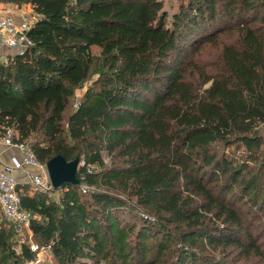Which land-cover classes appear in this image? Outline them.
<instances>
[{
	"label": "trees",
	"instance_id": "trees-1",
	"mask_svg": "<svg viewBox=\"0 0 264 264\" xmlns=\"http://www.w3.org/2000/svg\"><path fill=\"white\" fill-rule=\"evenodd\" d=\"M5 1L37 19L32 45L0 63V130L44 165L86 164L79 184L17 186L39 250L54 264H233L209 251L231 247L264 260L247 224L264 212V0H183L171 14L164 0ZM2 218L0 264H44Z\"/></svg>",
	"mask_w": 264,
	"mask_h": 264
},
{
	"label": "built area",
	"instance_id": "built-area-1",
	"mask_svg": "<svg viewBox=\"0 0 264 264\" xmlns=\"http://www.w3.org/2000/svg\"><path fill=\"white\" fill-rule=\"evenodd\" d=\"M32 23L29 21L16 22L10 15H7L0 4V41L2 44L16 48L23 52L32 45L29 38V31ZM5 60L0 59V63ZM14 132L7 129L4 134L5 143L20 148L24 153L23 159L14 158L10 164H6L0 169V206L6 219L12 222L20 230L22 227L29 228L31 214L22 207L21 196L17 190L18 182L15 172L23 168H33L35 171L28 173V183L35 191H52L46 165L40 163L28 144L13 141ZM48 248V247H47ZM34 251L39 250L37 245H32Z\"/></svg>",
	"mask_w": 264,
	"mask_h": 264
},
{
	"label": "rangeland",
	"instance_id": "rangeland-1",
	"mask_svg": "<svg viewBox=\"0 0 264 264\" xmlns=\"http://www.w3.org/2000/svg\"><path fill=\"white\" fill-rule=\"evenodd\" d=\"M181 1H183V0H164V2H165V11L166 12L168 11L169 14H171L174 11L178 10L179 4H180ZM99 52H100V50L98 48H94L93 49V53L97 57L99 56ZM209 54L210 53H206L204 55V57H203L204 61H210L211 56H209ZM195 55H196V53L194 54V56ZM98 76H99L98 74H95V75L92 74V76L90 77L91 79L88 80L81 88H78L76 90L75 96L71 100L70 107H69V109L67 111L66 123H68L70 116L74 113V111L76 110L77 106H79L84 93L88 90V88L91 86V84L98 78ZM105 160H106L108 169H113V168H115V164L121 163L120 160H116V162L113 161L111 156H109L107 154H105ZM84 166H86V164H85L84 158L82 157L81 158L80 168H82ZM88 168H90V167L88 166ZM95 188L96 189L99 188L100 190H108L106 185H100L98 188L97 187H92L91 189H95ZM114 192L122 194L119 191H114ZM59 194H60L59 192L51 193V195H53V197H56V198H58ZM228 198L231 199L232 197L229 195ZM260 199H263V196H261ZM243 210H244V212H248V208H244ZM137 214H139L137 211L126 210V211H124V219H127L128 221H130V220L135 221L136 220L135 215H137ZM250 214L251 215L247 214V216H248L247 217V220H248L247 224L250 225L251 223H254V226H255V228L253 229L254 230V234H255L254 236L257 239H260V242L262 244V242L264 243V231H263V228H261V227H263V225L260 224V221L262 220L261 216L264 214V212L261 215H256L254 218H253V213H250ZM142 216H144L143 213H141V217ZM258 220H260V221H258ZM0 223H4V219L2 218L1 214H0ZM13 233H14V235L12 237V243L15 244L17 249H19V243L20 242H25L26 244H30L31 246L33 244L37 245L36 242H34V240L31 237V232L28 231L27 228L22 227L21 231H17L16 230ZM36 251H38V253H37V261H40L41 263H44V264H54V259H53V256L51 255V251H50L49 248L45 247V248H41L40 250H36ZM209 251L211 253H214L215 255H217L216 256L217 258L227 259L228 262H232L233 264H244V263H249L250 262L249 260L245 259V257H242L240 255L241 251L239 249H236L235 247H231V249H228V252L230 254L229 257H226L224 255L225 251H222L221 249H219L216 252H214L212 250H209ZM252 263L253 264H264V260L258 258V259H254L252 261ZM7 264H11V263H7ZM27 264H34V262H29Z\"/></svg>",
	"mask_w": 264,
	"mask_h": 264
},
{
	"label": "crops",
	"instance_id": "crops-1",
	"mask_svg": "<svg viewBox=\"0 0 264 264\" xmlns=\"http://www.w3.org/2000/svg\"><path fill=\"white\" fill-rule=\"evenodd\" d=\"M0 4L4 8L6 14L10 15L16 22L29 21L30 23H34L37 19V15L30 4L17 5L15 3L6 2L5 0H0ZM17 53H20L18 49L8 47L0 41L1 60H5L7 57ZM24 157L25 153L20 148L5 143L4 134L2 130H0V169L6 164H10L14 158L23 159ZM35 169V167H27L17 170L15 172V177L18 185L28 183L27 174L35 171ZM0 214L3 215L1 206Z\"/></svg>",
	"mask_w": 264,
	"mask_h": 264
},
{
	"label": "water",
	"instance_id": "water-1",
	"mask_svg": "<svg viewBox=\"0 0 264 264\" xmlns=\"http://www.w3.org/2000/svg\"><path fill=\"white\" fill-rule=\"evenodd\" d=\"M81 160L76 158L67 161L63 156L57 155L46 163L47 173L55 190L61 189L65 184H79L78 171Z\"/></svg>",
	"mask_w": 264,
	"mask_h": 264
}]
</instances>
